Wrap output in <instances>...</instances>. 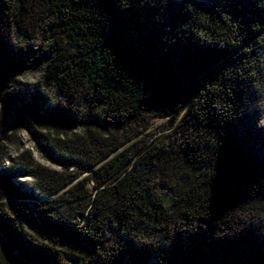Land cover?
Here are the masks:
<instances>
[{
	"label": "trees",
	"instance_id": "trees-1",
	"mask_svg": "<svg viewBox=\"0 0 264 264\" xmlns=\"http://www.w3.org/2000/svg\"><path fill=\"white\" fill-rule=\"evenodd\" d=\"M0 16L44 43L59 112L95 122L55 138L60 171L25 174L46 201L0 150V264H264V163L230 130L260 74L264 0H0ZM159 116L175 127L113 156Z\"/></svg>",
	"mask_w": 264,
	"mask_h": 264
},
{
	"label": "rangeland",
	"instance_id": "rangeland-1",
	"mask_svg": "<svg viewBox=\"0 0 264 264\" xmlns=\"http://www.w3.org/2000/svg\"><path fill=\"white\" fill-rule=\"evenodd\" d=\"M172 1L179 3L187 0ZM261 44L262 50L258 55L260 74L245 91V108L235 115L230 128L239 152L253 164L264 163V36ZM46 52L42 41H22L0 16L1 162L3 170L27 194L38 199L44 197L35 189L34 179L25 174L60 171L62 163L56 155L60 150L53 146L55 138L79 134L87 124L95 123L92 118L87 120L59 112L55 99L49 95L43 83L42 67ZM12 55L14 59H11ZM6 64L8 67H5ZM13 92L19 96L13 98ZM175 125L170 116L150 118L144 123L145 131L114 152L113 156L131 143L165 134ZM126 130L128 133H125V137H128L130 129ZM123 132L120 131V134L124 136ZM254 136L259 138L254 139ZM65 156L68 157V154ZM67 169L75 172L79 167L68 164ZM93 171L82 174L78 180L91 181ZM93 184V181L88 182L86 188H94ZM42 201H46V198ZM3 242L0 238V244ZM9 254L16 257L15 251H9Z\"/></svg>",
	"mask_w": 264,
	"mask_h": 264
},
{
	"label": "bare ground",
	"instance_id": "bare-ground-1",
	"mask_svg": "<svg viewBox=\"0 0 264 264\" xmlns=\"http://www.w3.org/2000/svg\"><path fill=\"white\" fill-rule=\"evenodd\" d=\"M250 127H251V126H250ZM255 138H259V136H254V139H255ZM252 139H253V138H252ZM250 140H251V137H250Z\"/></svg>",
	"mask_w": 264,
	"mask_h": 264
}]
</instances>
